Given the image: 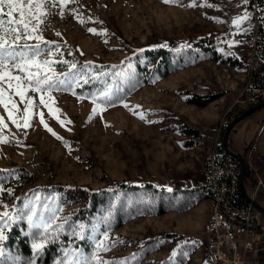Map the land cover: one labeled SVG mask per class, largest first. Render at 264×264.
Listing matches in <instances>:
<instances>
[{
  "label": "rangeland",
  "instance_id": "1",
  "mask_svg": "<svg viewBox=\"0 0 264 264\" xmlns=\"http://www.w3.org/2000/svg\"><path fill=\"white\" fill-rule=\"evenodd\" d=\"M63 12L62 16L60 7L53 8L40 25L38 34L48 43L41 45L42 55L37 59L52 61L51 73L72 86L43 93L29 89L26 95L34 107L25 127L26 100L16 96L6 81L0 82L18 109L14 113L18 123H13L0 104V166L18 165L24 172L15 180H0L4 189L0 191V215L9 213L6 223L21 210L27 212L26 204L34 208L49 221L47 243L55 244L57 252L46 261L44 249L37 253L32 247L31 233L36 230L29 228L26 218L15 219L8 227L0 223V229L7 238V231L17 223L31 240V255L9 247L5 238L0 242L5 249L0 262L16 255L20 264L29 259L36 264H57L82 253L92 264H220L210 258L205 243L209 207L204 189L201 192L191 176L202 175V185L212 146L223 145L225 129L248 107L242 101V63L246 37L256 32L254 7L249 0H71ZM245 13L249 19L233 23ZM81 18L86 22L80 23ZM211 30L225 51L236 57L190 56L159 78H148L153 62L146 56L138 58L145 67L139 73L133 70V60L123 67L110 64L127 57L133 45L170 37L187 39ZM87 59L96 62L80 66ZM20 74L12 70V75ZM105 84H114L119 98L97 107L92 93ZM188 90L218 96L200 106L185 100L183 94ZM42 95L45 104L40 103ZM41 114L57 135L41 123ZM263 117L264 106L235 123L231 128L235 149L244 148L257 126L259 131ZM186 125L197 134L184 131ZM258 131L253 148L246 151L257 170L248 177L253 184L246 181L243 185L264 209V127ZM259 178L262 182L254 188ZM111 179L128 180L139 187L111 190L87 218L81 209L87 192L55 186L98 187ZM179 179L188 184L178 192L173 185ZM146 181L151 187L144 185Z\"/></svg>",
  "mask_w": 264,
  "mask_h": 264
},
{
  "label": "snow or ice",
  "instance_id": "2",
  "mask_svg": "<svg viewBox=\"0 0 264 264\" xmlns=\"http://www.w3.org/2000/svg\"><path fill=\"white\" fill-rule=\"evenodd\" d=\"M70 2L71 0H0V82L6 81L8 87L13 90L16 96H19L21 100H26L23 116L25 127L28 126V121L33 115L32 109L34 107L32 98L26 95L29 89L32 92L43 93L46 90L58 89L62 86H72L71 83L51 73L50 65L52 61L49 59H37L42 55L41 45L48 43L44 40L42 35L38 34L40 25L51 15L53 8L60 7V14L63 16V8ZM165 2H169V0H165ZM245 2H247V0H245ZM5 6H7L8 9L6 13L4 12ZM5 16H7V20H5ZM17 16L19 17L18 19L16 18ZM249 18V15L245 13L242 18H235L233 23L238 25L242 19ZM85 22L83 18L80 19V23ZM88 30L90 32L96 31L92 28ZM57 35H60V33H57ZM30 40H36L38 43L30 44L28 43ZM51 54L52 53H49V55ZM62 62L68 63V61ZM71 66L73 68L76 67L75 64ZM14 69H18L21 74L12 75V70ZM63 75L68 76V73H64ZM127 75V73L123 74L124 77ZM13 81H15V83H13ZM85 83H88V81H85ZM114 87V84H105L101 90L92 93L93 104H96L97 107L111 105L114 99L119 98L116 96L118 88L114 91ZM97 101H99V104H97ZM40 103H46L43 95L41 96ZM0 104H3L5 109L8 110L9 118L12 119L13 123H18L14 115V113L18 111L16 102L12 99L11 95L5 96V89L3 87H0ZM9 105H11V108H9ZM125 107H127V105H125ZM96 110V108H93V114L96 113ZM56 111H59V109ZM141 118H143V116H141ZM41 123H44V126L52 132L53 135H57L48 124L44 122L43 114H41ZM0 125H3L2 118H0ZM0 191H4V189L0 187ZM25 208L28 209L27 212L21 210L17 213L15 218L8 219L6 223L5 218L9 217V213H3L0 215V223H4V226L8 227L9 224L15 222V219L26 218L29 228L36 230L31 233L33 236L32 247L39 253L44 249L45 243L49 242L47 233L50 223L45 220L43 216H40L38 219H33V217L36 216L34 208L27 204ZM5 238L3 230L0 229V242ZM100 246L99 244L97 245L98 248ZM185 255L187 254L185 253ZM68 256L69 253L66 252V257ZM3 257H5V249L0 246V258ZM9 259H11L12 264H20L18 257H10ZM4 264H7V261H5ZM25 264H36V261L35 259H29ZM57 264H92V260L89 257L83 256L81 253L77 255L75 259L58 261Z\"/></svg>",
  "mask_w": 264,
  "mask_h": 264
},
{
  "label": "built area",
  "instance_id": "3",
  "mask_svg": "<svg viewBox=\"0 0 264 264\" xmlns=\"http://www.w3.org/2000/svg\"><path fill=\"white\" fill-rule=\"evenodd\" d=\"M244 55L247 83L242 90L246 106L264 99V35L256 32L246 37ZM228 147L234 151L239 152ZM234 152L222 144L212 146L213 161L205 170L202 183L213 187V204L205 230L209 256L221 264H264V211L252 204H244L241 183L250 181V173L257 170L250 155L241 154L249 169L242 179V163ZM249 177V178H248ZM262 182L254 183L257 188Z\"/></svg>",
  "mask_w": 264,
  "mask_h": 264
},
{
  "label": "trees",
  "instance_id": "4",
  "mask_svg": "<svg viewBox=\"0 0 264 264\" xmlns=\"http://www.w3.org/2000/svg\"><path fill=\"white\" fill-rule=\"evenodd\" d=\"M249 4L254 7V12L256 15V30L258 33L264 35V0H249ZM224 44L220 41L216 40V32L211 30L209 32H205L199 35L190 36L187 39L181 37H170L164 40H150L146 41L143 44L133 45L130 49L129 55L125 57L122 61L113 62V67L125 66L127 61L133 60L132 67L133 70L139 73L140 69L144 66L141 61H139V56H146L147 59H150L153 62L151 71L149 72L148 78H159L165 75L168 71H170L173 67L178 65V62H182L190 56L202 57V56H212L215 58L223 57V58H231L235 55L230 53L229 51H225ZM236 57V56H235ZM95 60L87 59L82 62V65L86 67L91 66V64L95 63ZM101 64H106L101 62ZM77 65V63H76ZM243 67L244 64L242 63ZM131 67V68H132ZM145 68V67H144ZM72 71L75 68L71 67ZM147 80V79H145ZM68 82V81H66ZM70 83V82H69ZM218 96L217 93L214 92H199L188 90L183 94L185 100L189 102L196 103L200 106L207 104L210 100L216 98ZM244 108H242L239 112H242ZM250 114V113H249ZM261 122H264V117L261 119ZM235 126V125H234ZM184 131L197 134L196 129L191 127L190 125L183 126ZM258 127L255 129L254 135L248 140V142L244 145L242 150H238L240 153L245 154L246 151L250 148H253V143L255 140V136L257 134ZM229 141L228 144L232 146L231 140V130L228 135ZM234 148V147H233ZM235 149V148H234ZM237 150V149H236ZM249 172L247 167L246 173ZM23 167L22 166H0V180L8 177L10 180H15L16 177L23 175ZM196 173L194 176H191L197 182L198 187L202 188L203 186L199 183L200 177ZM188 184L184 179L176 180L173 185V190L181 191L182 188L186 187ZM51 185H55L51 183ZM146 187H151V184L146 181L144 183ZM56 187L67 188L74 187L77 190H80L82 193L86 191L87 195L84 198V201L81 205V209L84 210L85 217H89L91 214L95 213L97 209L98 202L106 197L111 190L119 189L120 192L128 189L130 187H139L138 184L124 180V179H111L107 185L104 186H90L88 184L81 183H57ZM122 190V191H121ZM203 192V188L201 189ZM245 198V197H244ZM244 201H247L246 198ZM164 210H160V213ZM41 215L36 213V216L33 219H38ZM88 221H86L87 223ZM85 223V224H86ZM6 244L9 247L18 248L17 250L22 252L24 256L31 255V240L26 233H24L21 228L18 227V224H12L11 229L7 231ZM6 245V246H7ZM44 252L47 254V260L49 262L50 256L57 252L56 246L53 243H47L44 245ZM10 257H18L16 255H8L6 259H4L0 264H4L7 261V264H12ZM20 258V257H18ZM19 262L21 260L19 259Z\"/></svg>",
  "mask_w": 264,
  "mask_h": 264
},
{
  "label": "water",
  "instance_id": "5",
  "mask_svg": "<svg viewBox=\"0 0 264 264\" xmlns=\"http://www.w3.org/2000/svg\"><path fill=\"white\" fill-rule=\"evenodd\" d=\"M262 106H264V99L254 105H251V106H248L246 107L242 112L238 113L234 119L229 123V125L227 126V128L225 129V133H224V136H223V145L226 149H228L229 151L231 152H234L232 151L229 147H228V134L231 130V128L235 125L236 122H238L241 118H243L244 116L248 115L249 113L257 110V109H260ZM235 155L240 159L241 163H242V179L244 178V175L246 173V162L245 160L243 159V157L241 156V154L239 152H234ZM241 189H242V192L243 194L246 196V198L248 200H250L251 202H253L254 204H256L257 206H259L260 209L264 210L262 208V206L259 204V202L254 199L253 197H251L245 190L244 188V185H243V182L241 183Z\"/></svg>",
  "mask_w": 264,
  "mask_h": 264
},
{
  "label": "bare ground",
  "instance_id": "6",
  "mask_svg": "<svg viewBox=\"0 0 264 264\" xmlns=\"http://www.w3.org/2000/svg\"><path fill=\"white\" fill-rule=\"evenodd\" d=\"M247 83V75H245V84ZM209 161H213V154L210 153L207 157V162H206V167H205V170L209 167ZM203 185V189H204V196L207 200V203H208V207H209V216L211 214V208H212V204H213V187L208 184V183H202ZM246 198V196H245ZM244 198V199H245ZM247 199V198H246ZM248 200V199H247ZM249 201V202H248ZM248 201H244V204H252V202L250 200ZM209 216L207 218V221H206V227H207V224H208V219H209ZM206 229V228H205ZM207 249L209 250V247H207ZM211 259H214V258H211ZM213 261H217L216 259L213 260ZM219 262V261H217ZM218 264V263H217ZM221 264V263H220Z\"/></svg>",
  "mask_w": 264,
  "mask_h": 264
},
{
  "label": "crops",
  "instance_id": "7",
  "mask_svg": "<svg viewBox=\"0 0 264 264\" xmlns=\"http://www.w3.org/2000/svg\"><path fill=\"white\" fill-rule=\"evenodd\" d=\"M257 127H258V126H257ZM263 127H264V122H263L261 128H260L259 131H258L259 133L262 132ZM237 151H238V150H237Z\"/></svg>",
  "mask_w": 264,
  "mask_h": 264
}]
</instances>
